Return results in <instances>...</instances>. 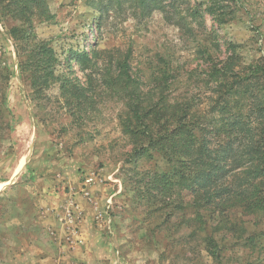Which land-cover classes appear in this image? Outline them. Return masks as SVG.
<instances>
[{
    "label": "rangeland",
    "instance_id": "374dc122",
    "mask_svg": "<svg viewBox=\"0 0 264 264\" xmlns=\"http://www.w3.org/2000/svg\"><path fill=\"white\" fill-rule=\"evenodd\" d=\"M46 1L52 17L33 15V36L58 53L83 45L130 48L139 90L152 98L201 100L205 91L188 72L233 52L241 64L264 60V0L231 2L223 24L212 20L207 0H162V10H142L137 0ZM11 9L0 4V64L9 73L0 121V264H32L40 252L60 264H264V216L244 217L254 247L235 237V219L213 230V247L201 238L204 231L180 237L177 224L162 223L143 172L171 167L156 151L130 154L117 118L120 93L98 91L92 102L82 97L69 109L56 82L45 88L47 96L32 99L17 69L16 50H22L9 33L17 24ZM205 106L199 105L200 115ZM83 224L80 245L75 238ZM54 235L57 244L49 238Z\"/></svg>",
    "mask_w": 264,
    "mask_h": 264
},
{
    "label": "trees",
    "instance_id": "16d2710c",
    "mask_svg": "<svg viewBox=\"0 0 264 264\" xmlns=\"http://www.w3.org/2000/svg\"><path fill=\"white\" fill-rule=\"evenodd\" d=\"M137 1L142 10L163 9L162 0ZM231 2L236 0H207V12L215 23L228 20ZM0 4L13 7L10 11L17 24L9 33L22 50L21 54L16 50L17 69L28 81L32 99L45 95V88L56 82L69 109L82 97L92 102L98 91L120 93L117 118L133 146L130 154L151 156L156 151L166 156L171 167L168 172H143L145 192L162 223L177 224L180 237L204 231L201 238L213 247V230L235 219L239 224L235 237H245L248 247L256 245L242 225L247 215L258 220L264 216L263 59L241 64L233 52L208 68L188 72L194 86L204 89V100L152 98L139 90L140 77L132 71L130 48L83 45L58 53L30 31L33 15L43 20L52 17L46 0H0ZM60 63L67 68L59 71L56 65ZM8 79L9 73L0 64V121ZM202 102L204 115L198 113Z\"/></svg>",
    "mask_w": 264,
    "mask_h": 264
},
{
    "label": "crops",
    "instance_id": "0c3cea01",
    "mask_svg": "<svg viewBox=\"0 0 264 264\" xmlns=\"http://www.w3.org/2000/svg\"><path fill=\"white\" fill-rule=\"evenodd\" d=\"M75 199L78 201L79 200V197H76ZM41 225H45V224H41ZM84 225L85 224H83V226H82V228L80 230L79 235H77L76 238H75V239H79V242L78 243H80V245L82 244V240H84V238H85L84 233L88 229V227L87 226H84ZM59 229L60 228H58V230ZM49 238L51 239V241L53 242V244H55V243L57 244L58 243L55 235L53 236V238L51 236ZM33 259H34V263H32V264H60L59 258L58 259H55V257H53L51 255H46L43 252H40V254H37ZM30 261H31V259H30Z\"/></svg>",
    "mask_w": 264,
    "mask_h": 264
},
{
    "label": "built area",
    "instance_id": "2783aa9c",
    "mask_svg": "<svg viewBox=\"0 0 264 264\" xmlns=\"http://www.w3.org/2000/svg\"><path fill=\"white\" fill-rule=\"evenodd\" d=\"M90 181H92V178L91 177H89V178L86 179V182H90Z\"/></svg>",
    "mask_w": 264,
    "mask_h": 264
}]
</instances>
